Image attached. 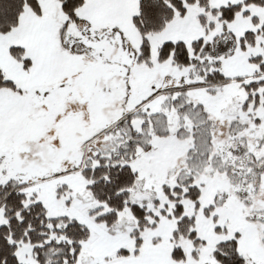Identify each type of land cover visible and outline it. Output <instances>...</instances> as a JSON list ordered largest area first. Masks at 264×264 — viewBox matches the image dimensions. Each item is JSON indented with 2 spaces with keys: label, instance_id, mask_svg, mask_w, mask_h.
<instances>
[{
  "label": "snow or ice",
  "instance_id": "snow-or-ice-1",
  "mask_svg": "<svg viewBox=\"0 0 264 264\" xmlns=\"http://www.w3.org/2000/svg\"><path fill=\"white\" fill-rule=\"evenodd\" d=\"M0 264H264V0H0Z\"/></svg>",
  "mask_w": 264,
  "mask_h": 264
}]
</instances>
